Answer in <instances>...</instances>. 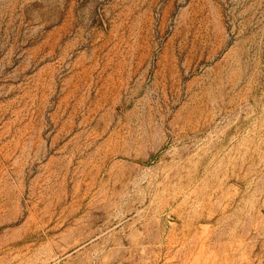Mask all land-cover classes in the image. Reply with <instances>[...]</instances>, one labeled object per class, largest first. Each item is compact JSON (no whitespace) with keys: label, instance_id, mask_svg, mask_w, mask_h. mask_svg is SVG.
Here are the masks:
<instances>
[{"label":"rangeland","instance_id":"rangeland-1","mask_svg":"<svg viewBox=\"0 0 264 264\" xmlns=\"http://www.w3.org/2000/svg\"><path fill=\"white\" fill-rule=\"evenodd\" d=\"M0 264H264V0H0Z\"/></svg>","mask_w":264,"mask_h":264}]
</instances>
